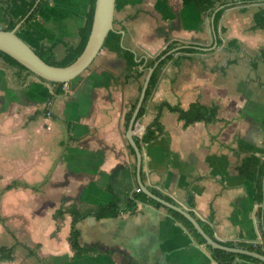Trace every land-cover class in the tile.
Here are the masks:
<instances>
[{
    "label": "crops",
    "instance_id": "crops-1",
    "mask_svg": "<svg viewBox=\"0 0 264 264\" xmlns=\"http://www.w3.org/2000/svg\"><path fill=\"white\" fill-rule=\"evenodd\" d=\"M91 6L0 0V27L17 22L29 46L59 61L80 43ZM262 7L244 0H116L102 50L58 87L0 57V191L18 184L0 196V248H13V259L0 264H218L161 203L137 201L133 211L94 216L115 198L126 208L143 185L176 206L188 202L183 208L221 244L264 255V27L254 19ZM163 59L134 126L138 168L126 115L148 70ZM194 103L217 106L216 119L186 125L172 109ZM157 121L163 132L145 140ZM71 208L84 216L77 223L87 248L81 254L68 241ZM238 255V264H264Z\"/></svg>",
    "mask_w": 264,
    "mask_h": 264
},
{
    "label": "water",
    "instance_id": "water-1",
    "mask_svg": "<svg viewBox=\"0 0 264 264\" xmlns=\"http://www.w3.org/2000/svg\"><path fill=\"white\" fill-rule=\"evenodd\" d=\"M115 6L116 0H95L92 26L87 43L82 53L66 66L49 64L40 57V55L18 35L20 24H17L12 30L0 27V51L15 59L19 64L40 79L51 83H69L84 73L102 50L109 33L113 30ZM154 69L155 67H151L148 70L126 134L130 145L136 153L138 168H140L142 163V154L134 138V126L142 105L145 102L146 93ZM143 187V192L149 198L182 214L193 225L197 233L204 238L206 246H210L212 249L251 256L264 262V255L261 253L223 245L214 239V237L208 235L194 215L183 208H189L188 202H185L182 207L176 206L158 197L144 185Z\"/></svg>",
    "mask_w": 264,
    "mask_h": 264
},
{
    "label": "trees",
    "instance_id": "trees-1",
    "mask_svg": "<svg viewBox=\"0 0 264 264\" xmlns=\"http://www.w3.org/2000/svg\"><path fill=\"white\" fill-rule=\"evenodd\" d=\"M244 1H246V2L263 1L264 2V0H244ZM94 7H95V0H92V6H91V9L87 15L86 24H85L84 28L80 31V38H81L80 43L76 47L70 48L67 55L62 60L57 61L52 54H50L48 52L38 51L37 53L40 55V57H42L47 63L52 64V65L66 66V65L70 64L71 62H73L82 53V51H83V49L87 43L90 31H91V26H92ZM254 19H255L256 27H260V28L264 27V7H262L255 14ZM218 20H219V16H217L216 22ZM17 24H18L17 22H12L6 27V29L12 30ZM234 44H235L234 41H232L230 43V45H232V46ZM171 48H173V46H170V48L168 50L167 49L164 50L155 59V61H153V63H151L150 66H154L155 63L163 55H165V53H167ZM186 51L192 52V51H194V49L188 48V49H186ZM0 57H2L6 63L20 69L21 71H28L24 66L19 64L15 59H13L9 55H7L1 51H0ZM165 63H166V59H163L156 65L154 72H153L151 79H150L149 87H148V90L146 93V99L151 95L153 89L157 86L160 73H161ZM29 73L32 74L31 72H29ZM51 84H53L54 86H57V87L64 85V83H53V82ZM56 92H60V90L56 88ZM172 109L179 113L180 118L185 120L186 125L193 123L195 121H202V120L203 121H212V120L216 119L217 111H218L217 106H204L200 103L192 104L188 110H182L179 107H175ZM48 110L49 109L47 107L45 109L44 113H47ZM144 110H145V107L142 106V108L138 114V117H140L144 113ZM131 116H132V112H129L126 115L127 126H128L129 121L131 119ZM162 132H163V127H162L161 123L159 121H157L147 131L144 139L145 140H152V139L156 138ZM17 186H18V184L16 182L11 183L7 187H5L2 191H0V196L3 194L4 191L15 188ZM32 189L37 190V186H32ZM137 201L149 202L151 204H154L157 207H162V205L159 202L147 197L141 191L139 193L137 192L134 194V197L128 202V205L126 206V208L121 207L119 205L118 199L115 198L112 202H110L108 205L104 206L94 216L97 218L114 217V216H118L119 214H121L125 210L133 211V209L137 205ZM189 203H190V206L193 207V200L191 198L189 200ZM69 211L73 216V222H72L71 232H70V236H69L68 241H69L70 246H71L72 250L74 251V253L75 254H81V253L86 252L87 248L82 247L80 245V242H79L80 232L77 228V223H78V221L82 220L84 218V216L76 208H71ZM169 212H170V214H172V216L176 220H178L179 222L184 224L193 233V235L196 237V239L200 243L206 244L204 238L199 233H197V231L194 229L193 225L182 214H180L179 212L172 210V209H169ZM63 213H64V210L60 208L56 212L55 216L56 217L62 216ZM205 230L208 233V235L212 236V232L210 229L206 228ZM207 248L211 251L213 259L218 264H238L236 261V259L239 256L238 254L226 252V251L219 250V249H212L210 246H207ZM12 251H13V248H0V259L1 260H12L13 259ZM240 257L248 258L247 256H240Z\"/></svg>",
    "mask_w": 264,
    "mask_h": 264
},
{
    "label": "built area",
    "instance_id": "built-area-1",
    "mask_svg": "<svg viewBox=\"0 0 264 264\" xmlns=\"http://www.w3.org/2000/svg\"><path fill=\"white\" fill-rule=\"evenodd\" d=\"M46 114H47L48 116H51V115H52V113H51L50 110H48ZM141 191H142V188H141V187H137V188H136V192L139 193V192H141ZM254 245H256V244H254Z\"/></svg>",
    "mask_w": 264,
    "mask_h": 264
},
{
    "label": "bare ground",
    "instance_id": "bare-ground-1",
    "mask_svg": "<svg viewBox=\"0 0 264 264\" xmlns=\"http://www.w3.org/2000/svg\"><path fill=\"white\" fill-rule=\"evenodd\" d=\"M51 83V82H50Z\"/></svg>",
    "mask_w": 264,
    "mask_h": 264
}]
</instances>
